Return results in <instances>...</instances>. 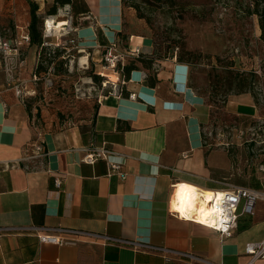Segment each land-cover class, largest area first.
<instances>
[{"label": "crops", "instance_id": "obj_1", "mask_svg": "<svg viewBox=\"0 0 264 264\" xmlns=\"http://www.w3.org/2000/svg\"><path fill=\"white\" fill-rule=\"evenodd\" d=\"M29 1L44 21L52 17L45 13L54 0H0V42L15 40L24 54L11 70L0 55V264H200L173 255L167 260L140 246L102 245L91 236L103 234L191 254L207 264H247L245 244L264 239V199L257 200L253 215L239 216L230 238L220 240L192 219L169 214L171 185L181 184V191L182 185L194 187L204 195L222 192L227 184L264 194V167L249 180L236 178L225 153L209 148L202 132L207 105L189 83V67L159 57L149 34L126 33L122 0H70L64 6L68 21L47 19L46 35L66 26L78 44L122 38L139 46L146 62L129 73L122 95H102L87 121L42 119L46 111L40 110L44 157L24 168L21 158L36 129L13 82L25 81L38 58L37 46L20 41L27 34ZM61 11L58 7L54 16ZM229 104L238 117L258 114L250 94L233 96ZM91 146L112 152V159L123 164L125 179L108 177L103 160L84 163ZM55 177L61 178L59 188ZM178 205L180 212V197ZM55 228L83 234L74 244L53 245L40 243L34 233Z\"/></svg>", "mask_w": 264, "mask_h": 264}, {"label": "rangeland", "instance_id": "obj_2", "mask_svg": "<svg viewBox=\"0 0 264 264\" xmlns=\"http://www.w3.org/2000/svg\"><path fill=\"white\" fill-rule=\"evenodd\" d=\"M257 1L122 0L124 31L149 34L159 57L174 58L189 67V83L207 105L202 123L206 143L225 153L230 169L242 180L264 167V41L255 14ZM61 8L57 17H45V21H68V11ZM43 18V50L38 49L27 79L13 83L40 128L42 119L51 116L72 124L87 121L98 99L112 93L116 80L101 74L104 66L99 63L98 43L79 40L78 44L66 26L46 35ZM18 53L24 56L20 49ZM241 94L253 97L258 111L254 118L236 116L229 104ZM40 110L46 111L42 119Z\"/></svg>", "mask_w": 264, "mask_h": 264}, {"label": "built area", "instance_id": "obj_3", "mask_svg": "<svg viewBox=\"0 0 264 264\" xmlns=\"http://www.w3.org/2000/svg\"><path fill=\"white\" fill-rule=\"evenodd\" d=\"M46 22V21H45ZM25 43L30 42L28 34L21 37ZM13 46V47H12ZM96 49L99 52V63L104 68L111 69L114 72L116 82L112 85V93L122 95L125 85L128 81L126 75V66L136 59L145 57V54L141 51L139 46L131 47L130 42L126 43L122 38H115L107 44H97ZM0 50L5 57V60L9 62V70L13 68V64L20 59L18 53V43L12 40L0 42ZM101 75V74H100ZM102 76V75H101ZM18 94V90L16 91ZM33 127L36 129L35 138L26 145L25 155L21 158V162L26 163L25 169H29L28 163L35 158L42 159L44 157L41 129L32 118ZM29 149L32 150V154H29ZM113 153L104 147L91 146L85 154L82 161L84 163L93 164L98 160H103L107 165V176H119L121 179H125L126 174L122 171V162L112 159ZM54 185L59 188L61 185V178L55 177ZM178 183L171 185L172 196L169 205V214L177 219L182 218L175 209L172 208L173 202H176V194L178 190ZM210 201H205V208L207 209V223L198 221L193 215L190 217L193 221L211 229L216 232L220 240L230 238L237 228V221L240 215L247 214L253 215L254 206L257 200L264 199V194L259 192L239 187L235 185L227 184V189L222 192H212ZM200 198H202L200 196ZM204 199V198H202ZM200 204V203H199ZM13 229H5V231H11ZM35 231V229H30ZM38 241L43 244L63 245L74 244L78 242L79 235L83 234L76 230L71 229H47L43 233L34 232ZM62 235H67L70 238H65ZM93 238L101 241L102 245H113L119 248H132L137 249V246L143 247V250L150 253H157L162 255L165 259H170L171 255L180 259H188L189 261L207 264L196 256L187 253H181L169 250L167 248L156 247L144 242H133L125 239L114 238L108 235H91ZM244 253L248 256L249 260L247 264H254L256 261L264 260V239L256 242H248L244 246Z\"/></svg>", "mask_w": 264, "mask_h": 264}, {"label": "trees", "instance_id": "obj_4", "mask_svg": "<svg viewBox=\"0 0 264 264\" xmlns=\"http://www.w3.org/2000/svg\"><path fill=\"white\" fill-rule=\"evenodd\" d=\"M28 3H29V25L27 28V34L29 36L31 44L37 46L38 49L43 50L42 45L44 41L42 39V34L40 32V20H41L40 16L41 15L38 14V6L35 3H32L30 1ZM257 3L258 5L255 11V14L258 15V23H259V29L261 31V38L264 41V0H258ZM68 4H70V0H54V3L46 11L45 14L48 16H54L56 14L58 7H62ZM145 60H146V57H143V58L141 57L129 63L126 66L127 78L129 76V73H131V71L133 70H136L139 64L145 63L146 62ZM92 79L98 80V77L94 76L92 77Z\"/></svg>", "mask_w": 264, "mask_h": 264}, {"label": "bare ground", "instance_id": "obj_5", "mask_svg": "<svg viewBox=\"0 0 264 264\" xmlns=\"http://www.w3.org/2000/svg\"><path fill=\"white\" fill-rule=\"evenodd\" d=\"M59 22H63L64 20H58ZM81 61H85V57L81 58ZM83 64V63H82ZM101 74L105 78H111L114 79V72L111 69L103 68ZM181 184L178 185L177 190V207L176 211L180 214L182 218H190L193 215H195L196 219L202 223H207V212L205 208V201H210L211 195H204L202 193H199V191H196L194 187H185V185H182V191H181ZM204 193V192H203ZM200 196L202 198H200ZM179 197H180V203H181V210L179 212ZM200 203V204H199Z\"/></svg>", "mask_w": 264, "mask_h": 264}]
</instances>
